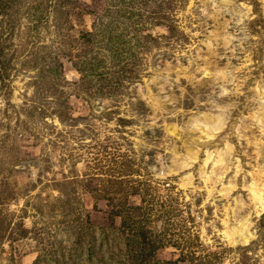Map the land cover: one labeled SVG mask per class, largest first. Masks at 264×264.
<instances>
[{
	"label": "rangeland",
	"instance_id": "obj_1",
	"mask_svg": "<svg viewBox=\"0 0 264 264\" xmlns=\"http://www.w3.org/2000/svg\"><path fill=\"white\" fill-rule=\"evenodd\" d=\"M0 264H264V0H0Z\"/></svg>",
	"mask_w": 264,
	"mask_h": 264
},
{
	"label": "bare ground",
	"instance_id": "obj_2",
	"mask_svg": "<svg viewBox=\"0 0 264 264\" xmlns=\"http://www.w3.org/2000/svg\"><path fill=\"white\" fill-rule=\"evenodd\" d=\"M207 120H208V123H210L211 122V119H209V118H207V117H205ZM172 131H174V128H172ZM173 133V132H172ZM212 158V155L210 154V156H209V158H208V162H209V160ZM221 161H222V159H221ZM221 161H219V162H221ZM207 162V163H208ZM261 192V191H260ZM259 192V195H256L255 194V196L256 197H258V199H260L261 198V193ZM263 198V197H262ZM238 235V234H237ZM234 238V237H233ZM249 239H250V237H247V236H245V237H242L241 236V238L239 237V241H243V242H245V243H248V241H249ZM233 242H235V243H238V237L237 238H235V239H233Z\"/></svg>",
	"mask_w": 264,
	"mask_h": 264
},
{
	"label": "trees",
	"instance_id": "obj_3",
	"mask_svg": "<svg viewBox=\"0 0 264 264\" xmlns=\"http://www.w3.org/2000/svg\"><path fill=\"white\" fill-rule=\"evenodd\" d=\"M142 236H143V238H144V242H145V244H146V242H147V238H146V235L147 234H145V231H142ZM144 252H142V254H143Z\"/></svg>",
	"mask_w": 264,
	"mask_h": 264
}]
</instances>
